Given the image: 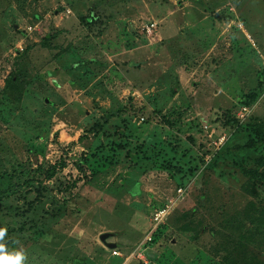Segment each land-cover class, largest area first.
Here are the masks:
<instances>
[{"label":"rangeland","instance_id":"obj_1","mask_svg":"<svg viewBox=\"0 0 264 264\" xmlns=\"http://www.w3.org/2000/svg\"><path fill=\"white\" fill-rule=\"evenodd\" d=\"M257 124L264 0H0V227L27 264H264Z\"/></svg>","mask_w":264,"mask_h":264},{"label":"clouds","instance_id":"obj_2","mask_svg":"<svg viewBox=\"0 0 264 264\" xmlns=\"http://www.w3.org/2000/svg\"><path fill=\"white\" fill-rule=\"evenodd\" d=\"M7 228L0 227V264H27V253L23 248L10 250L5 240ZM18 243V241L14 242Z\"/></svg>","mask_w":264,"mask_h":264},{"label":"trees","instance_id":"obj_3","mask_svg":"<svg viewBox=\"0 0 264 264\" xmlns=\"http://www.w3.org/2000/svg\"><path fill=\"white\" fill-rule=\"evenodd\" d=\"M246 146L253 152L259 147L264 148V125L257 124L251 127ZM121 149H123V147H121ZM255 173L264 177V173H259L258 171ZM259 180L264 181V178H260Z\"/></svg>","mask_w":264,"mask_h":264},{"label":"water","instance_id":"obj_4","mask_svg":"<svg viewBox=\"0 0 264 264\" xmlns=\"http://www.w3.org/2000/svg\"><path fill=\"white\" fill-rule=\"evenodd\" d=\"M110 238V235L108 234H103L100 236L101 241H103L104 243H106V245L108 246L109 249H115L117 247L116 244L114 243H107V240Z\"/></svg>","mask_w":264,"mask_h":264},{"label":"built area","instance_id":"obj_5","mask_svg":"<svg viewBox=\"0 0 264 264\" xmlns=\"http://www.w3.org/2000/svg\"><path fill=\"white\" fill-rule=\"evenodd\" d=\"M115 254H117V253H115Z\"/></svg>","mask_w":264,"mask_h":264},{"label":"crops","instance_id":"obj_6","mask_svg":"<svg viewBox=\"0 0 264 264\" xmlns=\"http://www.w3.org/2000/svg\"><path fill=\"white\" fill-rule=\"evenodd\" d=\"M115 244V243H114Z\"/></svg>","mask_w":264,"mask_h":264}]
</instances>
